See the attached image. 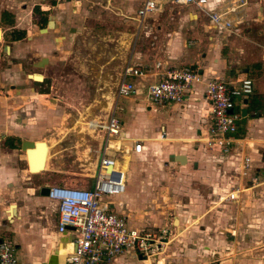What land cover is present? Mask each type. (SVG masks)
<instances>
[{
	"label": "rangeland",
	"instance_id": "1",
	"mask_svg": "<svg viewBox=\"0 0 264 264\" xmlns=\"http://www.w3.org/2000/svg\"><path fill=\"white\" fill-rule=\"evenodd\" d=\"M142 1L0 0V14L3 9H7L10 11L6 12L9 13L8 17L13 16V19L8 18L5 13V17L0 16L3 38L15 35L11 32L12 22L27 32V39L22 43L15 42L9 56L0 52V106L9 112L8 121L15 115L23 117L21 113L28 117L25 125L18 119L8 124V130L18 133L21 139L16 146L20 172L16 185L21 189L26 188L24 196L13 200L20 203L24 212L30 213L33 219H40L42 225L49 216H54L55 205L48 201L39 203L34 200L33 195L38 194L39 186L46 183L86 186L89 183V177L95 168L100 138L86 129V122L104 118L113 107L116 102L114 91L117 78L133 52L144 54L143 63L152 64L155 60L167 59L169 52L165 45L166 36H163L162 23L168 20L176 25L180 22L181 26L189 30L193 26L192 20L186 16L188 7L176 5L171 0H158L162 6L159 10L151 12L145 18H137L136 11ZM33 7H38V11L33 10ZM178 11L182 13L181 18L176 16ZM41 12L44 14H40ZM43 17L47 18V22L51 20L54 25L40 31L35 24L38 25ZM251 28L252 40L255 41L251 45L255 51L264 52V21L256 22ZM241 37L237 36L223 44L224 53L229 50L233 53L232 57L229 56L230 61H234L239 69L246 65L240 59L239 49L244 45V38ZM21 48V52H17ZM41 58L45 60L42 61ZM4 64L9 65L6 71L2 70ZM10 64L17 66L10 69ZM142 70L150 72L151 67L144 66ZM21 71L27 74L39 73L43 80L33 81L22 76ZM246 74L252 79L258 77L253 75L254 72L246 71ZM235 76L237 75L234 74L231 78ZM35 79L41 80V76H35ZM40 96H43L44 101L39 99ZM117 103L121 105V98ZM119 113L122 112L116 111V114ZM24 140H42L48 144L45 168L38 173L24 171ZM124 144L129 146L127 142ZM126 154L122 164L127 170L131 160L139 167L143 172L141 184L144 188L141 191L143 198L140 200H137L138 197H131L122 201L127 205V208L122 207L123 213L128 215L129 220H140L133 225L138 229L166 235L163 253L155 259L161 257L167 247L181 237L183 227H177L172 219L179 217L177 211L182 207V201L190 197L202 198L200 204H196V209L191 211L200 216L211 206L224 204L226 199L222 191L235 188L244 190L247 185L248 188H256L264 183V175L256 174L255 182H243L238 186L234 184L226 187L225 191L218 189L215 196L206 182H197V185L192 182L194 186L192 184L193 187L190 186L187 191L180 184V175L157 155L147 153L144 156H130L129 151ZM199 181L202 180L199 178ZM240 193L237 200L239 203L231 208L235 215L237 210L241 212L239 208L248 195L247 191ZM13 207L11 205L9 209L10 215L13 214ZM243 218L238 217L239 225L233 232H229L232 238L227 233L223 240L226 243L213 246L215 252H200L205 255L202 264H264V228L259 229L258 221L252 220L251 215L249 222L248 218H244L246 225L250 223V228H247ZM235 221L236 219L233 223ZM187 222L186 219L182 221V226L186 227L185 233L191 228ZM9 231L4 234L9 236ZM48 240L52 238H43L42 244L47 246ZM211 241L218 244L220 238L212 237ZM69 247L70 244L66 249L60 246L58 264H64L63 256Z\"/></svg>",
	"mask_w": 264,
	"mask_h": 264
},
{
	"label": "crops",
	"instance_id": "2",
	"mask_svg": "<svg viewBox=\"0 0 264 264\" xmlns=\"http://www.w3.org/2000/svg\"><path fill=\"white\" fill-rule=\"evenodd\" d=\"M229 3L230 0H207L206 4L201 7L194 4L182 5L188 7L189 10L186 16L193 23L190 30L181 26L180 22L176 25L168 20L162 23L163 36H166L165 45L169 52L167 59L181 66L196 69L203 79L202 82L193 84L181 103L160 102L155 104L149 102L145 91L147 85L155 81V76L151 71H143L144 74L141 76H128V79L130 78L129 80L134 83L136 91L128 98H121V105L117 103L119 109L116 111L122 113L118 115L115 111L122 126L124 142L130 145L133 139L142 141L143 151L140 154L131 152L130 156H144L147 153H153L180 175V184L185 190L188 191L190 186L197 185V182H206V186L210 187L214 196L218 189L225 191L228 186L232 187L234 184L238 186L243 182H249L250 175L261 174L264 167V52L255 51L251 45L255 43L252 40L251 26L261 20L264 21V0H247L245 5L238 7L234 12L225 14L224 18L232 23L233 32L222 28L209 29V12H222L229 6ZM176 16L181 18L182 13L178 11ZM240 35L244 38V45L239 49L240 59L243 64H246L242 69H239L234 61H230L229 56L232 57L233 53L229 50L225 52V55L223 49L225 42ZM143 57L145 58L143 53L133 52L129 62L132 66L141 69L144 66L151 67V62L143 63ZM246 71L254 72L253 75L258 77L251 78L252 95L238 102L240 109L245 110V115L242 116L235 134L239 140L234 145L235 148L233 146L228 153H222L216 147H212L211 150L210 146L201 142V137L204 136L208 124L207 103L202 94L204 81L218 77L230 79L234 74L248 76ZM21 115L23 117L15 115L12 120L10 118L8 121L9 112L0 106V237L7 236L14 240L12 241L16 245L17 264H58L57 258L55 260L52 258L54 246L57 241L65 240L67 234H58L55 230V201L39 193L33 195L34 200L39 203L48 201L55 205L54 216H49V219L47 218L44 221L45 224L42 225L40 219H33L30 213L24 212L20 203L13 200L24 196L26 188L21 189L16 185V179L20 175L16 146L21 139L18 133L8 130V124L11 121L16 122L17 119L22 125L27 124L28 117H25V113ZM239 151L242 155L249 157L250 167L245 175L240 173ZM175 155L183 156L181 163L174 159ZM122 163L123 161H120L125 171V191L112 198L111 206L117 213L124 215L127 223L133 226L140 220L134 219L136 221L134 222L133 218H131L133 221L128 219V215L123 213L122 208H127V205L122 201H127L131 197H138L137 200L143 198L141 195L144 188L141 184L143 172L131 160L127 170ZM24 165L26 168L24 171H27L28 165L25 159ZM199 178L202 181H199ZM42 186L48 187L52 184L46 183ZM253 189H255L254 192L249 195ZM231 190L233 189L222 191V193L226 196ZM242 191H247L249 196L247 195L242 201V206L239 208L241 212L237 210L236 215L231 208L238 204V201L226 199L224 204L211 206L206 213L200 216L191 211L196 209V204H200L202 198L190 197L182 201V207L177 211L179 217L172 219V223L177 227H183L181 237H178L166 250L164 248L165 253L161 257L144 260L134 252L124 251L108 264H202L201 261L205 259V255L200 252L206 250L215 252L213 246L226 243L223 241L225 234L237 228L238 217L248 218L247 222H249L251 215L252 220L258 221L257 227L264 228V183L256 188H248L247 185L239 193ZM11 205H14L12 215L9 212ZM234 218L235 223H233ZM185 219L191 226L188 233L184 232L186 227L182 226V221ZM4 223L9 225H3ZM244 223L246 225V221ZM246 226L250 228V223ZM7 230H10L9 236L4 234ZM219 230L221 233H218ZM228 236L232 238V235ZM45 237L52 238L47 241V246L42 244ZM212 237L220 238V243H212ZM60 243L63 242L60 241ZM59 244L58 251L61 246ZM68 244H65L64 249ZM135 256H137L136 259Z\"/></svg>",
	"mask_w": 264,
	"mask_h": 264
},
{
	"label": "built area",
	"instance_id": "3",
	"mask_svg": "<svg viewBox=\"0 0 264 264\" xmlns=\"http://www.w3.org/2000/svg\"><path fill=\"white\" fill-rule=\"evenodd\" d=\"M176 5L194 4L201 7L207 0H171ZM247 0H230L222 12H209V29H226L233 32L232 23L224 18L226 13L234 12L245 5ZM157 0H143L136 11L137 18L158 10ZM155 81L146 87V99L151 103H181L187 91L195 83L203 81L201 74L194 68L184 67L168 59L155 60L151 65ZM141 68L132 66L128 61L122 67L115 84L116 102L102 119H90L86 129L99 136L97 159L90 181L86 186L64 184L48 186L47 198L56 203L55 230L67 234L70 247L64 253L65 264H108L124 251L134 252L142 259H155L162 252L166 235H156L138 229L127 223L124 215L112 208L113 197L125 190L124 173L115 167L116 161L128 151L140 154L143 151L140 139L131 140L127 147L124 143L122 126L115 114L119 109L117 100L130 97L136 91L128 76H141ZM253 91L252 79L248 76L222 77L204 81L203 99L207 103V129L201 142L228 153L238 140L235 137L242 118L238 102L246 99ZM235 148V146H234ZM237 149V148H236ZM239 168L242 175L249 169V157L239 151ZM264 175V167L262 169ZM256 181V175H250ZM240 188H235L224 197L237 201ZM0 264H17L16 245L10 237H0ZM205 264H214L208 262Z\"/></svg>",
	"mask_w": 264,
	"mask_h": 264
},
{
	"label": "flooded vegetation",
	"instance_id": "4",
	"mask_svg": "<svg viewBox=\"0 0 264 264\" xmlns=\"http://www.w3.org/2000/svg\"><path fill=\"white\" fill-rule=\"evenodd\" d=\"M33 10L38 11V7H33ZM6 12H10V11H8L7 9H3L2 12H1V14H0V16L1 17L2 16L5 17ZM8 14L9 13L6 14L7 17H8ZM40 14H44V12H41ZM8 18L13 19V16L9 15ZM13 23L14 22H12V25H11V27H12L11 32L14 33L15 35H13V36L12 35L11 36L9 35V38L4 39L3 38V32L0 29V42H1L0 52L3 53V55L6 54V55L9 56L10 53L12 52V49H14L13 48V45L15 44V42L22 43L23 40L25 41L27 39V32H26V30L25 29H20V28L16 27V25L13 24ZM37 24L38 25L35 24V27L38 30H40V31H44L47 28H52L50 26L54 25V23L51 20H48V22H47V18L46 17L41 18L40 22L37 23ZM27 43H29V42H27ZM30 43H31V41H30ZM21 50H22V48L21 49H18L17 52H21ZM2 58H4V57H2ZM41 60L43 61L45 59L41 58ZM8 66L9 65H5L4 64L2 70L6 71L8 69ZM12 66H15L16 67L17 64H10V69H12ZM21 74H23L22 76H26L27 78H29V79H31L33 81H42L43 80V76L41 74H39V73H30V74H27V73H24L23 71H21ZM39 75L41 76V80L35 79V76H39ZM8 86H11V85H8ZM42 98H43V96H40L39 99L42 100V101H44Z\"/></svg>",
	"mask_w": 264,
	"mask_h": 264
},
{
	"label": "water",
	"instance_id": "5",
	"mask_svg": "<svg viewBox=\"0 0 264 264\" xmlns=\"http://www.w3.org/2000/svg\"><path fill=\"white\" fill-rule=\"evenodd\" d=\"M241 115L242 116L245 115L244 109H241ZM22 145H23V141H22ZM22 150H23V148H22ZM25 153L27 155V159H28L30 169H42L43 168L44 157H45V153H46V145L44 142L35 141L34 147L26 148ZM174 159L179 161V163H181V161L183 160V156L182 155H175ZM38 193L41 196H47L48 187L47 186L39 187ZM52 256H53L52 258L55 260L56 255L54 254Z\"/></svg>",
	"mask_w": 264,
	"mask_h": 264
},
{
	"label": "bare ground",
	"instance_id": "6",
	"mask_svg": "<svg viewBox=\"0 0 264 264\" xmlns=\"http://www.w3.org/2000/svg\"><path fill=\"white\" fill-rule=\"evenodd\" d=\"M161 137L163 138V136H161ZM36 141H42V140H36ZM34 142H35V141H27V140H24V141H23V145H22V148H23V155H22V156H23V159H25V160L27 161V165H28V167H27V172H28V173H37V172H39V171H41V170L44 169V166H45V160H46L47 152H48V144H47L46 142L42 141V142H44L45 145H46V153H45V157H44L43 168H42V169H30V168H29L28 159H27V155H26V153H25V149H26V148H32V147H34ZM125 155H127V154H124V155L122 156V160H120V161H123ZM120 161H116V163H115V167H116L117 169H119L120 171H122V172L125 174V171L123 170V168H122V166H121V164H120ZM12 206H14V205H12ZM13 208H14V207H13ZM60 241H62L63 243H60V244H59ZM68 243H69L68 241L63 240V239H62V240H59V241H57V242L55 243V246H54V254L56 255L57 262H58V253H59V251H58V244L61 245V246H63V247H65V244H68ZM144 260H149V258L144 259ZM158 261H159V260H158ZM64 264H65V263H64Z\"/></svg>",
	"mask_w": 264,
	"mask_h": 264
}]
</instances>
